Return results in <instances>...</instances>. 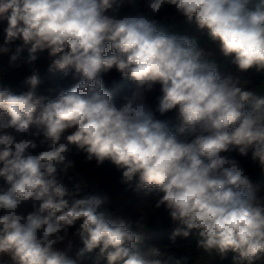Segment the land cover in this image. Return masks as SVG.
<instances>
[{"label": "clouds", "instance_id": "1", "mask_svg": "<svg viewBox=\"0 0 264 264\" xmlns=\"http://www.w3.org/2000/svg\"><path fill=\"white\" fill-rule=\"evenodd\" d=\"M165 6L206 32L238 73L264 74V0H0V55L15 65L26 51L34 65L47 52L49 71L76 81L54 98L38 94L35 68L26 90L0 83V264H86L93 254L92 264H187L142 246L148 214L134 228L105 192L69 175L73 147L113 165L125 191L155 192L172 242L193 238L201 259L264 264V195L226 155L251 149L264 172V85L222 76L196 38L155 18ZM113 69L135 85L120 100L103 79ZM157 84L153 108L146 94ZM172 111L175 128L157 118Z\"/></svg>", "mask_w": 264, "mask_h": 264}, {"label": "trees", "instance_id": "2", "mask_svg": "<svg viewBox=\"0 0 264 264\" xmlns=\"http://www.w3.org/2000/svg\"><path fill=\"white\" fill-rule=\"evenodd\" d=\"M164 12L176 13L174 8L170 6H165L160 13ZM4 27H6V21L0 22V43H2ZM203 33L204 31L198 30L197 27L188 26L187 28L188 35L202 37ZM19 43L17 41L16 44L11 45L13 50ZM9 55H0V83L10 87L14 91L26 90L23 81L27 76L32 74L33 68L38 71L42 80L37 90L38 94L49 98H54L61 89H66L76 82L70 77H64L59 72L49 71L51 59L48 57L47 52L38 53V59L34 65L24 63L27 57L26 51L22 54L21 60L17 61L15 65L10 64ZM221 57L218 70L222 76L228 74L239 75L241 79L250 81L251 86L264 85V74H258L254 70H250L247 73H238L236 67L230 63L228 58L225 60L222 55ZM103 79L106 88L112 92L114 98L117 100H120L124 95L130 94L135 87L133 82L122 78L120 73L115 69L107 74H103ZM160 94V85L158 84L154 86L151 92L146 94L148 103L153 108H155L157 97ZM157 118L167 121L172 128H175L179 124L175 111L166 113L163 116L157 113ZM39 150L37 149L36 151ZM226 155L236 159L240 163L250 177L253 187L257 190L258 194L264 195V172L261 171L258 163L252 161L251 149L247 156H241L235 150L226 153ZM69 158L75 162V167L70 171L69 175L73 176L76 181L83 180L87 184L89 191L105 192L110 197V203L107 207L109 210L117 213V218L132 221L135 228V221L141 217V214H148L145 221L148 227L144 231L143 247L157 246L162 251L175 253L178 257H189L187 264H231V256L227 260L207 256L201 259L202 254L196 249L195 240L191 237L188 239L178 237L175 242H172L169 239L172 224L168 213L163 207L154 210V204L158 198L155 192L146 193L145 191H140L137 193L131 190L125 191L126 186L120 183V171L108 162H105L100 167H97L94 161L86 162L85 154L78 152L74 147ZM3 184V180H0V186H3ZM20 211L26 214L32 211V209L30 205H26L22 206ZM74 231V228H70L68 236V239L74 241L73 253L76 248L81 246L78 239L72 236ZM64 246L65 244H60L57 247L64 248ZM94 256L95 254H93L92 259L86 261V264H92ZM99 264H105V262L101 260Z\"/></svg>", "mask_w": 264, "mask_h": 264}, {"label": "crops", "instance_id": "3", "mask_svg": "<svg viewBox=\"0 0 264 264\" xmlns=\"http://www.w3.org/2000/svg\"><path fill=\"white\" fill-rule=\"evenodd\" d=\"M164 25L165 28H167V30L169 32H172V33H176V34H181V35H187L189 37H194L196 38L201 47L205 48L207 51H210L213 53L214 55V58L216 59L217 61V64H220L221 63V54L218 50V48L213 45L207 38V35H206V32L203 33L202 37H196L194 35H188L187 34V28L188 26L186 25H183V24H180V23H161ZM224 58V57H223ZM226 59V58H224Z\"/></svg>", "mask_w": 264, "mask_h": 264}, {"label": "built area", "instance_id": "4", "mask_svg": "<svg viewBox=\"0 0 264 264\" xmlns=\"http://www.w3.org/2000/svg\"><path fill=\"white\" fill-rule=\"evenodd\" d=\"M156 19L160 22V23H180L186 26H190V27H196L194 24H187L185 23L184 19L179 16L176 13H172V12H164V13H160Z\"/></svg>", "mask_w": 264, "mask_h": 264}, {"label": "rangeland", "instance_id": "5", "mask_svg": "<svg viewBox=\"0 0 264 264\" xmlns=\"http://www.w3.org/2000/svg\"><path fill=\"white\" fill-rule=\"evenodd\" d=\"M163 25V24H162ZM164 26V25H163ZM226 60V59H225ZM261 97H264V93H260Z\"/></svg>", "mask_w": 264, "mask_h": 264}]
</instances>
